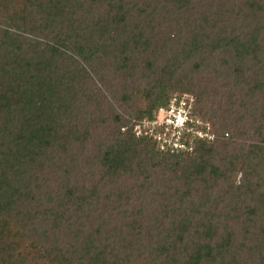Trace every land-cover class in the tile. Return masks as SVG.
<instances>
[{"label": "trees", "instance_id": "16d2710c", "mask_svg": "<svg viewBox=\"0 0 264 264\" xmlns=\"http://www.w3.org/2000/svg\"><path fill=\"white\" fill-rule=\"evenodd\" d=\"M0 264H264V0H0Z\"/></svg>", "mask_w": 264, "mask_h": 264}, {"label": "built area", "instance_id": "2783aa9c", "mask_svg": "<svg viewBox=\"0 0 264 264\" xmlns=\"http://www.w3.org/2000/svg\"><path fill=\"white\" fill-rule=\"evenodd\" d=\"M193 95L190 93L173 94L166 106H160L152 118H143L137 121L134 129L139 133H147L159 141L160 148L171 144L173 148L190 150L186 146L183 133L190 136L212 138L213 134L194 128V123L200 120L191 115Z\"/></svg>", "mask_w": 264, "mask_h": 264}]
</instances>
